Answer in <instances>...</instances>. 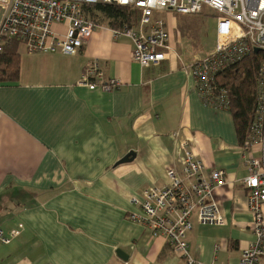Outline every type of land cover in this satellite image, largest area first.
<instances>
[{
  "label": "crops",
  "instance_id": "crops-1",
  "mask_svg": "<svg viewBox=\"0 0 264 264\" xmlns=\"http://www.w3.org/2000/svg\"><path fill=\"white\" fill-rule=\"evenodd\" d=\"M164 11L172 52L157 67L134 62L132 42L105 25L72 56L20 45L18 81L0 85V229L22 228L0 243V264H183L163 237L128 220L139 212L131 197L168 185V170L179 168V138L205 176L226 173L213 192L224 224L200 225L193 215L191 255L237 264L254 240L243 180L259 146L241 148L229 111L202 102L183 69L202 57L184 46L192 37L178 21L190 15L157 13ZM93 62L121 86H78ZM129 154L132 161L119 163Z\"/></svg>",
  "mask_w": 264,
  "mask_h": 264
},
{
  "label": "built area",
  "instance_id": "built-area-1",
  "mask_svg": "<svg viewBox=\"0 0 264 264\" xmlns=\"http://www.w3.org/2000/svg\"><path fill=\"white\" fill-rule=\"evenodd\" d=\"M94 4H115L140 11L137 26L111 31L114 38L125 37L132 42L131 59L141 67H157L169 60L172 52L166 24L152 20L153 12L172 10L199 15L205 6L216 13L213 50L183 69L193 77L202 102L217 110L228 111L229 102L226 90L216 85V75L254 49L264 52V0H0V43L15 39L31 53L75 55L95 30L103 27L84 15V6ZM259 72L260 124L253 127L250 145V150L259 146V155L248 161L249 173L243 180L254 240L241 251L237 264H264V61ZM77 85L107 92L118 89L121 82L105 80L93 62ZM179 141V168L168 170V185L145 189L141 199L131 197V204L139 212L128 215V220L149 229L152 237H163L183 264H203L191 255L187 233L192 229L193 215L200 225L224 224L213 192L225 185L226 173L213 170L205 176L202 161L185 139ZM21 228L19 225L8 235L0 229V243L8 245Z\"/></svg>",
  "mask_w": 264,
  "mask_h": 264
},
{
  "label": "trees",
  "instance_id": "trees-1",
  "mask_svg": "<svg viewBox=\"0 0 264 264\" xmlns=\"http://www.w3.org/2000/svg\"><path fill=\"white\" fill-rule=\"evenodd\" d=\"M87 19L109 28H121L138 24L140 11L115 4L86 5L83 9ZM20 42L4 39L0 43V85H13L18 81ZM264 52H251L238 62L228 66L215 77L218 87L227 92L229 113L232 116L238 145L249 150L253 127L260 124L258 92L260 66Z\"/></svg>",
  "mask_w": 264,
  "mask_h": 264
},
{
  "label": "rangeland",
  "instance_id": "rangeland-1",
  "mask_svg": "<svg viewBox=\"0 0 264 264\" xmlns=\"http://www.w3.org/2000/svg\"><path fill=\"white\" fill-rule=\"evenodd\" d=\"M171 14H178L174 11ZM215 16L212 10L207 7H203L202 13L199 15H190V17L185 16L183 19L179 20V28L182 29L183 26L189 27L188 35L191 39H186L185 45L189 50L190 54L196 53L199 56H205L213 50V43L215 40ZM152 20H162L167 19L166 11L162 13L153 12ZM200 58V57H199Z\"/></svg>",
  "mask_w": 264,
  "mask_h": 264
},
{
  "label": "water",
  "instance_id": "water-1",
  "mask_svg": "<svg viewBox=\"0 0 264 264\" xmlns=\"http://www.w3.org/2000/svg\"><path fill=\"white\" fill-rule=\"evenodd\" d=\"M259 51V49H254L253 50V52H258ZM130 155L131 154H129V155H127L125 158H123V160H121L119 163H125V162H130V161H132L133 160V158H129L130 157ZM132 157H133V154H132ZM116 254L120 257V258H122V259H125V258H123V252L121 251V250H118L117 252H116Z\"/></svg>",
  "mask_w": 264,
  "mask_h": 264
}]
</instances>
